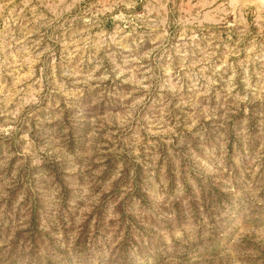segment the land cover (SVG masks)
<instances>
[{
    "label": "rangeland",
    "instance_id": "1",
    "mask_svg": "<svg viewBox=\"0 0 264 264\" xmlns=\"http://www.w3.org/2000/svg\"><path fill=\"white\" fill-rule=\"evenodd\" d=\"M0 264H264V8L0 0Z\"/></svg>",
    "mask_w": 264,
    "mask_h": 264
},
{
    "label": "bare ground",
    "instance_id": "2",
    "mask_svg": "<svg viewBox=\"0 0 264 264\" xmlns=\"http://www.w3.org/2000/svg\"><path fill=\"white\" fill-rule=\"evenodd\" d=\"M248 1H254L256 3H259L260 5H264V0H248Z\"/></svg>",
    "mask_w": 264,
    "mask_h": 264
},
{
    "label": "water",
    "instance_id": "3",
    "mask_svg": "<svg viewBox=\"0 0 264 264\" xmlns=\"http://www.w3.org/2000/svg\"><path fill=\"white\" fill-rule=\"evenodd\" d=\"M258 4H259V3H258ZM259 6L262 7V8H264V5H260V4H259Z\"/></svg>",
    "mask_w": 264,
    "mask_h": 264
}]
</instances>
